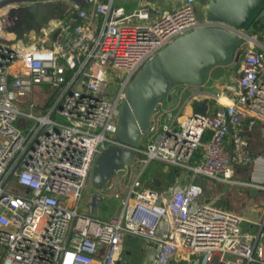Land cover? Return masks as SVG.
I'll use <instances>...</instances> for the list:
<instances>
[{"label":"built area","instance_id":"obj_1","mask_svg":"<svg viewBox=\"0 0 264 264\" xmlns=\"http://www.w3.org/2000/svg\"><path fill=\"white\" fill-rule=\"evenodd\" d=\"M66 1L64 14L43 25L38 40L17 38L25 29L21 9ZM168 1L176 4L162 13L149 3L126 13L115 0L0 7V16L16 11L7 29L0 18V264H128L126 235L156 243L149 264H264V206L251 219L202 200L200 182L160 189L154 179L155 186L141 180L160 160L186 176L246 183L234 178L235 168L256 158L240 126L245 117L264 121V28L246 34L201 17L200 0ZM207 25L245 36L236 84L228 85L231 101L184 116L178 125L160 102L138 145L120 141L119 116L131 80L175 38ZM111 68L127 71L116 90ZM39 91L48 96L34 98ZM114 144L133 150L132 160L140 154L142 168L125 195L120 177L93 184L105 200L121 198L120 209L102 218L80 204L100 152Z\"/></svg>","mask_w":264,"mask_h":264},{"label":"water","instance_id":"obj_2","mask_svg":"<svg viewBox=\"0 0 264 264\" xmlns=\"http://www.w3.org/2000/svg\"><path fill=\"white\" fill-rule=\"evenodd\" d=\"M37 0H3L0 7L12 2ZM86 4V0H77ZM66 4L43 2L29 4L20 12L24 28L40 29L52 18L61 17ZM19 12V13H20ZM264 16V0H209L206 18L224 21L235 29L249 34L255 30V21ZM25 29L17 38L24 36ZM58 31L54 34L56 37ZM245 36L222 26H201L175 38L160 50L131 80L127 98L119 116L117 138L130 145H138L146 134L151 117L164 97H172L179 86L185 85L189 98L202 94L205 74L219 64H230L240 56ZM12 39L10 42H14ZM195 114L208 112L209 97L196 100ZM135 152L121 145L105 147L97 158L92 172L95 186H104L121 169L128 167ZM85 202L92 214L98 215L105 195L97 190L87 193ZM156 246V243L148 240Z\"/></svg>","mask_w":264,"mask_h":264},{"label":"crops","instance_id":"obj_3","mask_svg":"<svg viewBox=\"0 0 264 264\" xmlns=\"http://www.w3.org/2000/svg\"><path fill=\"white\" fill-rule=\"evenodd\" d=\"M175 5L168 0H166V4ZM242 52L240 50V56H238L233 63L230 64H219L212 67L204 76L203 83V93L198 94L191 99H188L189 93L187 97L184 99L182 94L187 90L185 85H182V90L177 91L172 97H167L164 101L162 99L161 106L163 108L171 110L173 114V120H175V125H178L180 119L184 116L190 115L195 112L197 106V99L202 97H209L208 101V112H213L215 109L219 107H224L227 103L231 101L232 96L234 95L233 90L228 87V85L236 84L237 77L239 75V68L242 59ZM180 87V86H179ZM179 90V88H178ZM176 95V96H175ZM241 131L249 138L250 148L252 153L254 154L256 160L249 165L245 166H237L234 171L235 179L241 180L246 183H240L247 187H254L252 203L249 205V210L247 211L251 215V219L256 218L257 208L262 206L261 210L264 206V187H258L257 185H264V121L256 118L245 117L241 123ZM172 180H167L166 183L172 184L173 182L178 183H187L189 181H197L200 182L204 186L203 196H209L211 192L214 190L213 198H210L208 201L215 203L214 201L217 199V196L223 192V186L220 182L222 180H218L215 178H210L203 175L196 176H186L184 170H178L177 168L171 174ZM157 177V178H156ZM154 176L153 179L159 184V186H163L165 179L160 176ZM175 179V181L173 180ZM224 182V181H223ZM221 184V185H220ZM168 185V186H169ZM246 187V188H247ZM251 191V189H248ZM251 195V194H250ZM202 196V198H203ZM204 196V197H205ZM206 200V199H204ZM255 202V203H254ZM240 212V211H239ZM262 212V211H261ZM241 213V212H240ZM242 214L246 216L243 212ZM254 215V217H252ZM260 215V214H259ZM258 218V217H257ZM131 237V236H130ZM144 242L141 247V264H149L152 261L155 247L151 245L148 240L143 238ZM124 251L128 260V264H130L131 259L134 260L133 251L131 249L126 250L125 239L123 243Z\"/></svg>","mask_w":264,"mask_h":264},{"label":"rangeland","instance_id":"obj_4","mask_svg":"<svg viewBox=\"0 0 264 264\" xmlns=\"http://www.w3.org/2000/svg\"><path fill=\"white\" fill-rule=\"evenodd\" d=\"M209 0H200L195 3L196 10L198 14L205 18L206 17V10H207V3ZM173 3V1H170ZM35 4L41 5L43 2H34ZM118 7L123 8L124 12L129 13L132 12L136 7L141 6L143 3H149L153 5L154 11L157 13H162L164 10H171L173 8L172 4H166V0H115L114 2ZM66 7H69V1L65 2ZM2 20L6 23V26L4 25V28L7 29V26H11L13 24L11 18H16V11L6 12L5 15L2 16ZM42 35V29H29V27H25V33L24 36L21 38L25 44H29L33 41H36L40 38ZM112 76L111 81L113 82V87L115 90L119 87L121 81L126 78L127 71L126 69L122 68H111ZM182 85L179 87L178 91L182 90ZM188 95V90L184 91L182 94V97L185 99ZM48 95L43 97L41 95V92L39 91V94H35L34 98H39L44 100ZM176 96V95H175ZM30 99V98H28ZM164 101L167 99V97L163 98ZM140 157V154L136 156L134 160L129 164L128 167H125V169L129 168L128 172L125 173V170L118 171L112 179H110L105 185L110 184L111 182L115 181L117 178L120 177V183L119 186L123 189V195L126 193V188L128 185L133 181V179L139 174L141 171L142 165L136 161L137 158ZM176 169V167L172 164H168L166 162L155 160L152 163H150L143 171L141 180L143 182L148 183L149 185L155 186L153 182V177L156 175L160 176L161 178L165 179L163 186H158L160 189L167 187L169 183H166L167 180H172V172ZM157 178V177H156ZM235 178V175H234ZM175 181V179L173 178ZM223 186V192L217 196V199L214 201L215 204L223 209L231 210V211H240L243 212L246 216L249 218L251 215L247 211L249 208L250 203L252 202V197L254 191V187H247L244 186L238 182H220ZM220 184V185H221ZM247 187V188H246ZM94 188L92 180H89V183L86 187L85 194L83 199L81 200V208L87 209V204L85 202V197L88 192H90ZM248 189H251V191H248ZM264 192V191H262ZM251 194V195H250ZM205 196V195H204ZM202 198V200L206 199L208 201L210 198H213L214 196V190L211 192L209 196H205ZM264 202V201H262ZM255 203V202H254ZM121 207V198L120 197H106L105 204L101 207L99 216L102 218H108L113 212H116ZM262 206H259L257 208L256 216L259 217L261 213ZM249 210V209H248ZM254 217V215L252 216ZM256 217V218H257ZM255 219V218H253ZM244 228H250L249 224L247 222H244L242 224ZM131 236V237H130ZM125 245L126 250L131 249L133 251L134 260L131 259L130 264H141V247L143 245V238L140 236H134V235H126L125 236ZM126 252V251H125Z\"/></svg>","mask_w":264,"mask_h":264},{"label":"trees","instance_id":"obj_5","mask_svg":"<svg viewBox=\"0 0 264 264\" xmlns=\"http://www.w3.org/2000/svg\"><path fill=\"white\" fill-rule=\"evenodd\" d=\"M264 28V16L263 17H261V18H259V19H257L256 21H255V30H261V29H263ZM233 63V62H232ZM209 135H210V133H207L206 135H205V138L207 139L208 137H209ZM200 150H201V148H200ZM199 155V153L197 154V156Z\"/></svg>","mask_w":264,"mask_h":264},{"label":"bare ground","instance_id":"obj_6","mask_svg":"<svg viewBox=\"0 0 264 264\" xmlns=\"http://www.w3.org/2000/svg\"><path fill=\"white\" fill-rule=\"evenodd\" d=\"M7 11H9V9H8V10L6 9V11H5V12H7ZM9 12H11V11H9ZM21 14H22V15H25L24 13L20 12V15H21ZM3 15H5V13H4ZM0 18H3V17H2V16H0ZM14 19H15V18H14ZM0 31H1V30H0ZM2 31H3V30H2ZM3 32H5V31H3ZM5 34H6V32H5ZM7 34H8V33H7Z\"/></svg>","mask_w":264,"mask_h":264}]
</instances>
